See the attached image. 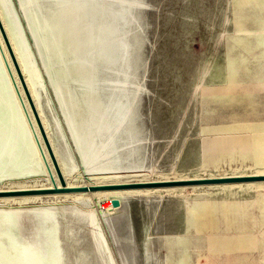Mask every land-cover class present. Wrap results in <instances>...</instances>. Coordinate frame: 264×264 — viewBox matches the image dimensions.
<instances>
[{"label":"rangeland","instance_id":"1","mask_svg":"<svg viewBox=\"0 0 264 264\" xmlns=\"http://www.w3.org/2000/svg\"><path fill=\"white\" fill-rule=\"evenodd\" d=\"M73 1L85 4L80 28L90 42L82 51L86 53L72 58L64 57L58 43V62L38 42L28 11L45 19L40 33L47 42L53 36L47 30L54 32L60 12ZM88 2L0 0V19L66 183L264 171V0ZM0 45L20 96L0 48L1 68L42 166L39 174L4 178L0 187L47 184L50 160L36 146L32 115L1 37ZM80 61L96 69L93 87L98 86L104 103L109 101L113 124L109 122L107 138L116 148L117 166L98 164L92 171L66 128L54 90L70 84L79 94L88 85L69 72ZM123 103L129 112L125 117L123 111L124 119L119 112ZM61 195L0 199V211L16 212L28 244L34 242L30 249L41 252L32 264H44L51 256L46 235L50 224L64 264H264V187L205 185L117 197ZM112 198L120 200V207H111Z\"/></svg>","mask_w":264,"mask_h":264},{"label":"bare ground","instance_id":"2","mask_svg":"<svg viewBox=\"0 0 264 264\" xmlns=\"http://www.w3.org/2000/svg\"><path fill=\"white\" fill-rule=\"evenodd\" d=\"M90 1V0H89ZM32 2V1H31ZM88 2V0H87ZM34 3V1H33ZM66 3V2H64ZM63 3V4H64ZM68 5L66 6V10L65 12H60L59 14V17H58V25L57 27L53 26L52 27V31L54 32H51L50 30H47L49 33H52V40H48L47 42H45L46 40V36L43 37L44 35L42 33H40V31L42 30V27L44 25V21L45 20L43 18H39L38 15L34 14L33 12H30L28 11V19L32 20L33 22V32L35 35H38V39L41 43V47L44 49V52L46 51V54L47 56H52V59H55L53 57H56L58 53V50H56L57 48V45L59 43L60 46H62V51L64 52V57L65 58H72L73 56L77 57V55L80 53L82 55V53H86V52H82L83 50L86 49V45L89 44V35L86 34V32H84L81 28L82 27V21H83V11H82V8L85 6V4L83 3H77L75 1L73 2H67ZM90 3V2H88ZM87 3V4H88ZM58 4V3H57ZM5 5V4H4ZM7 5V4H6ZM30 5V4H29ZM61 5V4H60ZM59 5V6H60ZM64 6V5H63ZM25 7V6H24ZM33 6L30 5L29 9H31V11H34L32 10ZM57 8V7H56ZM63 8V7H62ZM65 8V7H64ZM84 9V8H83ZM63 10V9H62ZM61 11V10H60ZM7 12V11H6ZM35 12V11H34ZM58 12V11H57ZM44 16V15H43ZM2 17V16H1ZM51 17V16H50ZM54 17V16H53ZM57 17V16H56ZM48 18V17H47ZM7 19V18H6ZM29 20V21H30ZM8 21V20H7ZM47 21V20H46ZM4 24V23H3ZM50 24V23H49ZM48 24V26H49ZM17 25V24H16ZM46 27H47V24H45ZM81 26V28H80ZM32 27V26H31ZM56 29H55V28ZM13 29V28H11ZM15 29V28H14ZM45 32V31H44ZM47 33V32H46ZM45 33V34H46ZM42 34V35H41ZM20 35V33H19ZM50 35V34H49ZM8 36V35H6ZM15 36V35H13ZM9 38V36H8ZM45 38V39H44ZM21 39V38H20ZM19 39V40H20ZM18 40V41H19ZM9 41H10V38H9ZM17 41V42H18ZM25 41V40H24ZM55 41V42H53ZM10 44H11V41H10ZM20 45H21V49L23 50V52H25V57L28 56L29 52H27V49H25V44L23 43V41H20ZM56 45V46H55ZM38 46V44H37ZM11 47H12V44H11ZM105 47V46H104ZM55 48V49H54ZM38 49H39V46H38ZM58 49V48H57ZM13 50V48H12ZM26 50V51H25ZM86 51V50H85ZM94 51V50H93ZM92 51V52H93ZM7 52V51H6ZM14 52V50H13ZM62 52V53H63ZM8 53V52H7ZM15 53V52H14ZM61 53V54H62ZM45 54V53H44ZM49 54V55H48ZM16 55V53H15ZM80 55V56H81ZM86 55V54H85ZM9 56V55H8ZM44 56V55H43ZM61 56V55H60ZM79 56V57H80ZM84 56V54H83ZM88 56V55H87ZM42 57V56H41ZM63 57V58H64ZM82 57V56H81ZM47 58V57H46ZM16 59L18 61V58L16 56ZM26 59V58H25ZM52 59H49L50 62ZM58 59V57H56V60ZM60 59V58H59ZM58 59V60H59ZM87 59V58H86ZM47 60V59H46ZM68 60V59H67ZM79 60V59H78ZM77 60V61H78ZM83 60V59H82ZM10 61V59H9ZM53 61V60H52ZM55 61V60H54ZM63 61V60H62ZM75 61V60H73ZM89 61V60H87ZM48 62V61H47ZM57 62V61H56ZM55 62V63H56ZM58 62H61L60 60ZM65 62V61H64ZM67 62V61H66ZM72 62V61H71ZM70 62V63H71ZM46 63V62H45ZM54 63V62H53ZM69 63V64H70ZM80 63H82L80 61ZM76 64L75 63V66H74V63H72L73 67L71 65V70L69 71L71 74H73L74 76H78L80 78L83 79V81L86 82V84H88L87 86H84L80 93L79 94H75L73 92V87L71 88L72 90L69 89L70 87V84H68V88H66L67 85H65V88L62 87H56L57 85H55V93L57 94V97L60 98V104L62 105L63 107V113L65 115V118H66V128L68 129L69 131V134L72 138V142L73 144L76 146L77 149H79V151H81V155H82V158L83 160L87 161L86 165L87 167H89L92 171L94 170H97V166L98 164H102V165H105V164H114L112 165L111 167L113 166H117L118 164H116L115 162L117 161L116 159V148L115 147H112L110 145H112L111 143V139L110 138H107V127L108 125L111 126L112 123V120L111 121V124H109V114H111L112 112L110 108V104H109V101L108 103H104V101L102 100V98L99 96V93H96L97 91V87L95 89V86L93 87V82L91 81L93 78V76H96L94 75V72H96V69H94V67H89V63H88V67H86L87 65L82 63V64ZM11 64V63H10ZM19 64V62H18ZM65 63H63L64 65ZM51 65V64H50ZM86 65V66H85ZM92 65V64H91ZM68 66V64H67ZM66 65L64 66V69L67 67ZM19 67H20V64H19ZM31 67V66H30ZM53 67V66H51ZM58 67V66H57ZM62 68V66L60 67ZM34 68L32 67V69L29 70V73H30V77H31V82L33 83V89L35 91L36 89V86H38V83H37V78L34 74V71L33 70ZM95 71H94V70ZM55 70V69H54ZM21 71L23 73V70L21 68ZM52 71V70H51ZM56 71V70H55ZM54 71V73H55ZM62 70H60L61 72ZM59 72V71H58ZM66 72V71H64ZM57 73V72H56ZM55 73V75H56ZM69 73V74H70ZM68 74V75H69ZM97 74V73H96ZM23 77H24V73H23ZM55 78V77H54ZM66 78V77H65ZM94 79H97L94 77ZM56 80V79H55ZM68 80V79H67ZM24 81L25 83L27 84V87L30 91V87L28 85V83L26 82L25 80V77H24ZM53 81V79H52ZM96 81V80H95ZM75 83V82H74ZM98 83V81L96 82ZM37 84V85H36ZM54 84V83H53ZM84 84V83H83ZM85 84V85H86ZM54 86V85H53ZM80 88V87H79ZM12 92V91H11ZM14 92H12V95H13ZM30 94H31V97L32 99L34 100L35 102V99L33 98L32 96V93L30 91ZM15 95V94H14ZM13 95V96H14ZM22 96V95H21ZM23 99V98H22ZM25 102V101H24ZM111 102V101H110ZM27 103V102H26ZM19 105V104H18ZM27 106V104H25ZM20 106V105H19ZM124 106V108H123ZM35 107H36V110H37V113L39 114L40 116V119L42 121V114H40V111L37 107V104L35 102ZM19 109V108H18ZM125 109V110H124ZM128 109V108H127ZM29 110V109H28ZM114 111V110H113ZM121 111L120 115L121 118H123V115L124 113L126 112L125 114V117H128V113L127 110H126V107H125V103H123V105L121 104L120 105V110L119 112ZM124 111V113H123ZM21 113V112H20ZM32 115V114H31ZM23 116V115H22ZM116 116V115H115ZM25 118V117H24ZM31 118V121H32V116H30ZM111 119V118H110ZM124 119V118H123ZM114 120V118H113ZM121 120V119H120ZM124 121V120H123ZM114 122V121H113ZM122 122V121H121ZM30 124V122H29ZM121 124V123H119ZM124 124V123H123ZM121 124V125H123ZM32 125L34 127V130L36 131L33 132V135H34V139H35V142H36V146H37V140H39L40 142V146H42L43 148V151H44V156L46 159H48L49 161V157L44 149V146L42 145V142H41V137H40V134H39V131L37 130L36 126L35 125V122L34 120L32 121ZM32 125L30 124V128L31 130L33 129L32 128ZM42 125L44 127V130H46V127L44 126V123L42 121ZM115 126V124H114ZM26 127V126H25ZM120 127V126H119ZM122 127V126H121ZM120 127V128H121ZM29 130V129H28ZM32 130V131H34ZM116 131V130H115ZM47 132V136L49 138V135H48V131L46 130ZM109 132V131H108ZM31 133V132H30ZM114 134V133H113ZM112 134V136H113ZM38 138V139H37ZM50 141V140H49ZM51 144V143H50ZM34 145V144H33ZM39 148V147H38ZM114 148V149H113ZM52 149H53V146H52ZM39 152H40V148H39ZM53 152H54V149H53ZM55 155V153H54ZM56 157V155H55ZM81 158V157H80ZM57 160V159H56ZM118 162V161H117ZM51 163V161H49V164ZM59 163V162H58ZM107 165V166H108ZM51 166V164H50ZM59 168H60V171L62 173V176H64L63 174V171L61 169V166H60V163H59ZM100 168V167H99ZM108 169H110L108 167ZM103 170V169H102ZM51 171L53 173V177L55 179V183L52 182V179L50 180V182H47V184H31L30 186L29 185H24V184H18V185H15V186H6V187H0V191H12V190H16V189H31V188H50L52 187V185L55 184V186H58L60 187V184H59V181H58V177H56L55 175V172L53 171V167L51 166ZM88 172V171H87ZM264 171H258V172H252V174H257V173H263ZM90 173V172H89ZM250 174V173H249ZM236 175H242V174H235V175H224V176H236ZM247 175V174H246ZM196 177H199V176H192V177H189V178H196ZM209 177V176H208ZM210 177H216L215 175L214 176H210ZM101 178V177H100ZM189 178H185V177H178V176H174L173 178H169V177H162V178H158L157 180H173V179H184V180H189ZM50 179V178H49ZM65 179V177H64ZM103 179V178H101ZM112 179V178H110ZM66 180V179H65ZM98 180V179H97ZM104 180V179H103ZM106 180V179H105ZM104 181L100 180L99 181H92L91 183H87L88 185H94L95 183L96 184H101L103 183L104 184ZM120 180V179H119ZM157 180H151V179H147V178H142V179H131V178H126V180H122L121 181H118L116 179L114 180H109L108 182L110 181H113L111 183H126V182H142V181H157ZM89 182V181H88ZM68 183V184H67ZM66 184L68 186H75L73 183L71 182H67ZM86 183V182H85ZM94 183V184H93ZM79 185H86V184H79ZM79 185H76V186H79ZM205 185H208L209 187L210 186H236V185H247V186H256V187H259V188H262L264 187V180H252V181H236V182H220V183H205V184H189V185H173V186H158V187H142V188H126V189H110V190H95V191H79V192H63V193H47V194H32V195H16V196H12V195H0V199L2 200H16V199H21L22 200H27L28 199H34V198H40L42 196H47V195H65V196H82V197H86V196H95V194H106L108 197H117V196H120V195H125L126 193H132V192H142V191H167V192H173L174 190H177V189H185V188H197V187H200V186H205ZM103 196V195H102ZM111 201V200H110ZM113 208H116V207H113ZM50 224V222L48 223ZM50 227H48V229L46 230V235H47V238H49V246L50 248L49 251L51 253V256L49 255V259H44L42 261V263L44 264H59V255H57V247H56V241L54 240V237L53 235H55V231H54V227H51V224L49 225ZM52 229V231H51ZM45 235V236H46ZM51 242L53 244H51ZM30 247V246H29ZM48 247V246H47ZM35 250H32L31 249V252H33ZM47 251V249H46ZM38 256L40 255V251L37 252L35 251ZM38 256H34L35 259H38ZM45 256L47 257V255L45 254ZM33 256H31V260H33L34 258ZM48 258V257H47Z\"/></svg>","mask_w":264,"mask_h":264},{"label":"water","instance_id":"3","mask_svg":"<svg viewBox=\"0 0 264 264\" xmlns=\"http://www.w3.org/2000/svg\"><path fill=\"white\" fill-rule=\"evenodd\" d=\"M0 37L2 38L5 50L8 52L10 63L15 70L18 82L20 83L22 94L27 102L30 114H32L35 126L39 131L42 145L51 161L53 170L60 187L52 185L50 188H31V189H16L12 191H0V195H32V194H47V193H63V192H79V191H95V190H110V189H126V188H142V187H158V186H173V185H189V184H205V183H220V182H236V181H252L264 180V174L252 175H236V176H220V177H205V178H189L173 179V180H157V181H142V182H126V183H99L94 185H79L68 186L62 176L59 168V163L54 155L52 145L50 144L46 130L42 125L39 114L37 113L35 102L31 97L27 84L24 81L21 67H19L16 55L12 50L4 25L0 19ZM1 48V45H0ZM1 51L3 52L2 48ZM4 54L6 68L11 77V82L19 94V89L11 68H9L7 59ZM12 84V83H11ZM20 96V94H19ZM23 103V100L21 101ZM26 108V107H25ZM32 125V121L29 118ZM32 130L34 127L32 125ZM33 132L36 133L34 130ZM35 135V134H34ZM38 139V138H37ZM37 146L40 148V154L44 159V151L37 140ZM42 166L38 160L34 146L32 145L28 131L26 130L22 115H20L16 100L14 99L10 86L7 83L3 68L0 65V182L4 178L15 176H31V174L41 173ZM47 171L52 182L55 179L52 176L50 166H47ZM111 207H120V200L112 198L110 201ZM37 238H41L39 235ZM59 264H64L62 255H60V245L58 236ZM34 243V242H33ZM26 239L22 225H20L16 212L1 210L0 211V264H32L31 256H38L29 246H33Z\"/></svg>","mask_w":264,"mask_h":264}]
</instances>
